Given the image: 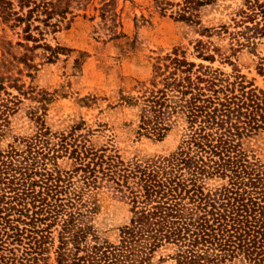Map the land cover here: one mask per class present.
<instances>
[{
    "label": "trees",
    "instance_id": "trees-1",
    "mask_svg": "<svg viewBox=\"0 0 264 264\" xmlns=\"http://www.w3.org/2000/svg\"><path fill=\"white\" fill-rule=\"evenodd\" d=\"M35 1L0 0L1 21L11 28L28 25ZM213 1L182 0L174 13L183 19ZM244 2L251 12L244 30L264 38V0ZM156 4L165 12L167 3ZM42 45L49 60L59 50ZM158 60L170 62L172 70L158 67L161 87L147 101L149 115L141 116L138 128L162 140L170 130L166 119L175 114L186 128L176 150L142 168L106 148L69 144L64 136L44 146V130L21 149L0 151V264H47L50 253L54 264H158L154 255L166 246L178 248V264H231L238 258L264 264V165L242 141L245 134L264 132V89L237 73L202 66L193 72L194 64L177 54ZM4 92L0 140L18 103ZM59 151L72 160L71 170L49 165L50 154ZM22 152L36 154L40 164L16 163ZM207 180L221 182L218 192L206 189ZM102 181L125 188L131 203V218L109 247L100 244L84 199Z\"/></svg>",
    "mask_w": 264,
    "mask_h": 264
},
{
    "label": "rangeland",
    "instance_id": "rangeland-1",
    "mask_svg": "<svg viewBox=\"0 0 264 264\" xmlns=\"http://www.w3.org/2000/svg\"><path fill=\"white\" fill-rule=\"evenodd\" d=\"M160 1L167 3L165 12L156 0H37L29 26L11 28L0 19V84L18 100L3 128L0 151L21 149L36 132L48 130L44 146H55L64 136L74 146L106 148L127 165H157L183 140L185 124L169 115L170 130L162 140L141 134L138 126L141 116L149 115L147 101L161 87L158 67L172 70L170 62L158 59L173 54L193 63V72L202 66L227 76L237 73L264 89V71L259 73L264 38L244 30L251 26L245 0H214L183 19L174 13L182 0ZM33 38L41 47H34ZM42 44L58 48L55 57L49 60ZM242 141L250 157L264 165V132L245 134ZM50 156L52 168L72 169L67 154ZM32 161L40 164L36 154L22 152L16 163ZM205 187L214 194L221 182L207 180ZM84 199L100 244L115 245L119 228L132 215L125 188L102 181ZM177 249L161 248L154 261L178 264ZM49 256L47 264H54ZM231 264L254 263L238 258Z\"/></svg>",
    "mask_w": 264,
    "mask_h": 264
}]
</instances>
